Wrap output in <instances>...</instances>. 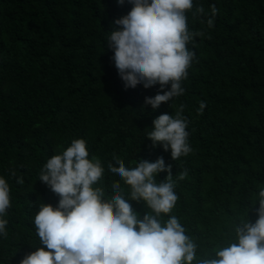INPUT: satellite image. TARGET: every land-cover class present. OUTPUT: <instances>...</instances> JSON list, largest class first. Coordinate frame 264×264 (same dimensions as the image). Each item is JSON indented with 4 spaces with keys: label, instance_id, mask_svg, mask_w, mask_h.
<instances>
[{
    "label": "trees",
    "instance_id": "16d2710c",
    "mask_svg": "<svg viewBox=\"0 0 264 264\" xmlns=\"http://www.w3.org/2000/svg\"><path fill=\"white\" fill-rule=\"evenodd\" d=\"M213 4L218 13L208 28ZM198 5L205 12L193 17ZM131 7L116 0H0V177L10 186L12 205L3 217L8 235L0 236V264H20L42 247L34 216L40 204L56 207L59 197L39 181L41 169L75 139H84L89 159L104 167L96 186L105 199L115 181L129 195L108 170L109 163L118 167L114 158L133 168L136 161L163 157L179 197L171 215L199 245L198 256L234 241L241 220L258 218L259 204L253 203L264 187V0H194L189 30L204 35L194 38L195 47L188 45L195 58L182 82L185 92L155 111L144 100L159 86L125 89L106 45L113 21ZM180 105L193 151L174 161L170 150L152 147L147 137L155 118L174 116ZM167 175L159 173L157 182ZM129 202L140 218L149 211L143 202Z\"/></svg>",
    "mask_w": 264,
    "mask_h": 264
},
{
    "label": "clouds",
    "instance_id": "9594fccd",
    "mask_svg": "<svg viewBox=\"0 0 264 264\" xmlns=\"http://www.w3.org/2000/svg\"><path fill=\"white\" fill-rule=\"evenodd\" d=\"M116 2L132 7L113 21L116 29L108 32L110 59L125 89L141 84L145 89L159 86L154 97L144 100L155 111L185 92L182 82L195 58L188 45L195 47L194 38L204 35L189 30L187 13L192 12L194 0ZM204 12L202 5L195 6L193 17ZM210 12L208 28L214 26L218 13L214 4ZM205 106L201 102L198 111L202 113ZM183 109L180 105L174 116L165 113L155 118L147 137L152 147L159 144L163 151L170 150L174 161L193 151ZM114 160L118 167L109 163L108 170L127 186V197L121 183L115 181L113 195L105 199L104 189L96 186L103 179L104 167L99 159H89L84 139L73 140L62 154L47 160L39 181L59 197L58 205H39L33 222L42 247L27 254L20 264H264V187L253 203L259 204L255 222L246 217L236 226L234 241L198 256L199 245L171 215L179 199L171 165L163 157L154 162L136 161L133 168L126 167L122 159ZM161 172L168 175L158 183ZM186 175L185 170L179 178ZM22 182L17 178V183ZM10 192L8 182L0 177V236L4 237L8 221L3 217L12 206ZM129 201L143 202L149 211L140 218Z\"/></svg>",
    "mask_w": 264,
    "mask_h": 264
}]
</instances>
